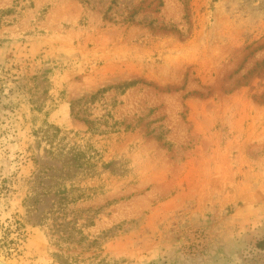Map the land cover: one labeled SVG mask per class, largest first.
I'll return each mask as SVG.
<instances>
[{
  "label": "rangeland",
  "instance_id": "rangeland-1",
  "mask_svg": "<svg viewBox=\"0 0 264 264\" xmlns=\"http://www.w3.org/2000/svg\"><path fill=\"white\" fill-rule=\"evenodd\" d=\"M0 264H264V0H0Z\"/></svg>",
  "mask_w": 264,
  "mask_h": 264
}]
</instances>
